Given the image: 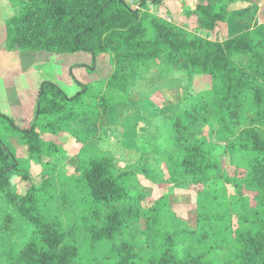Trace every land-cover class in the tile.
Instances as JSON below:
<instances>
[{
  "label": "trees",
  "instance_id": "obj_1",
  "mask_svg": "<svg viewBox=\"0 0 264 264\" xmlns=\"http://www.w3.org/2000/svg\"><path fill=\"white\" fill-rule=\"evenodd\" d=\"M242 1L255 9L263 1L264 14V0H197L187 14L195 16V29L210 31L234 17ZM8 2L12 13L2 25L5 49L84 51L91 56L87 70L106 55L111 67L104 80L108 89L125 92L134 75L161 54L169 62L181 57L192 71L211 78L208 96L193 101L169 125L174 152L168 159L175 177L190 178L202 187L195 228L176 223L165 197L146 209L130 205L134 173L117 167L109 153H97L83 161L73 177L79 194L70 198L79 206L84 236L70 239L60 221L42 210L48 184L30 185L24 195L10 190V173L28 180L29 172L0 130V199L13 204L29 228L25 241L9 248L8 264H264V141L254 126L264 121V22L211 40L151 13L147 0H139L138 7L127 0ZM74 81L81 89L68 95L58 84L42 80L29 126L0 111V126L16 136L29 160H39L47 147L55 146L46 143L42 134L57 135L77 113L97 118L100 107L109 108L112 101L99 95L100 90ZM87 96L91 102L85 104ZM76 105L81 108L76 110ZM200 124L208 126L207 134L198 130ZM210 134L242 157L237 174L219 173L222 163L214 154ZM225 184L233 188L236 210H220ZM246 185L257 188L254 202L242 195ZM232 214L236 224L231 222ZM134 215L144 218L146 235L135 244L122 240Z\"/></svg>",
  "mask_w": 264,
  "mask_h": 264
},
{
  "label": "rangeland",
  "instance_id": "obj_2",
  "mask_svg": "<svg viewBox=\"0 0 264 264\" xmlns=\"http://www.w3.org/2000/svg\"><path fill=\"white\" fill-rule=\"evenodd\" d=\"M127 1L132 6L139 5V0ZM196 1L164 0L162 4H153L147 0V10L211 40H223L233 34L252 30L264 22V14L257 10L263 4L261 1L256 9H240L228 22H220L210 31L195 29V16L187 12L194 8ZM11 13L8 0H0L1 112L13 117L20 125L29 126L37 84L42 80L58 84L68 95L81 89L74 81L77 80L88 85L89 90H100L98 94L112 102L109 108L98 109L97 118L81 114L88 118L82 125L77 113L62 126L57 135L52 132L42 134L44 141L54 142L56 148L47 147L39 160H29L23 147L16 143V136L0 126L2 135L16 148L22 166L29 172L28 180L22 179L20 174L10 173V190L14 194L24 195L30 185L40 187L48 184L42 197L46 202L43 212L52 219H58L70 239H82L83 229L78 222L81 212L77 201L70 198L74 192L79 194V190L74 191L73 177L83 161L94 158L97 153H109L117 167L134 173L130 205L146 209L152 207L160 197H165L175 214L176 223L184 229L195 228L201 209L198 194L202 187L190 178L175 177L168 159L174 152L169 125L175 115L180 114L193 101L208 96L210 76L192 71L181 57L169 62L161 54L134 75L125 92L108 89L104 80L111 72V67L106 55L99 56L92 69L87 70L91 66V56L84 51L55 54L5 49L2 25ZM90 102L91 96H87L85 104ZM80 108V105L75 106L76 110ZM254 126L264 141V121ZM198 130L203 135L207 134L208 126L200 124ZM209 140L213 141L214 154L222 163L219 173L229 176L237 174V164L242 162V157L230 151L223 141L216 140L211 134ZM25 158L28 161H24ZM238 176L241 174L238 173ZM243 189L242 195L254 202L256 186L246 185ZM221 197L220 210L225 207L236 210L232 204L233 188L230 185L225 184V193ZM240 208L243 209V206ZM231 222L236 224L234 214ZM25 224L26 221L15 206L7 199H0V264H8L7 253L12 244L17 247L25 241L29 231ZM145 236L144 218L132 216L122 234V240L135 244Z\"/></svg>",
  "mask_w": 264,
  "mask_h": 264
},
{
  "label": "crops",
  "instance_id": "obj_3",
  "mask_svg": "<svg viewBox=\"0 0 264 264\" xmlns=\"http://www.w3.org/2000/svg\"><path fill=\"white\" fill-rule=\"evenodd\" d=\"M238 6H240L239 9H241V10H243V9H250V8H251V7H249L250 5L245 4V3L240 4V5H238ZM257 10H261V7H259ZM37 86H38V84H37ZM37 88H38V87H37ZM33 101L35 102V98H34ZM34 106H35V104H34ZM0 109H2V108H0ZM33 110H34V108H33ZM32 117H33V116H32ZM87 120H88L87 117H85L84 115L79 114L78 121H79L80 124H81L82 122H87ZM80 124H79V125H80ZM81 125H82V124H81ZM96 131H97V129H96Z\"/></svg>",
  "mask_w": 264,
  "mask_h": 264
}]
</instances>
